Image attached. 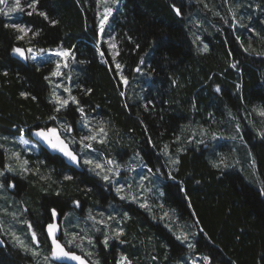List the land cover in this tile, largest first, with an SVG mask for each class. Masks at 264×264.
<instances>
[{"label":"trees","instance_id":"1","mask_svg":"<svg viewBox=\"0 0 264 264\" xmlns=\"http://www.w3.org/2000/svg\"><path fill=\"white\" fill-rule=\"evenodd\" d=\"M27 2L21 0L24 12L0 14V165L9 162L14 168V175L0 177L5 184L0 189L5 241L0 264H44L50 209L57 210L64 230L81 233L85 208L108 206L120 209L117 223L123 232L118 239L108 236L105 248L101 236L109 231L101 228L100 235L88 228L98 264H116L122 253L132 264H188L189 257L197 255L210 257L211 264H264V115L259 111L264 109V0H39L31 16ZM106 5L113 11L101 32L98 10ZM233 9L245 11L240 29L229 15ZM53 20L54 25L49 22ZM12 23L30 26L32 32L18 40L21 33L4 27ZM14 47L39 55L59 48L69 51L63 77L51 75L57 71L52 56L21 59L12 52ZM57 80L64 89L70 84L79 101L59 112L53 103ZM84 116L90 125L104 129L94 134L104 142L94 140L85 156L130 160L147 169L145 178L149 169L158 178L155 189L138 196L147 201V208L138 201L121 203L109 192L111 185L83 165L77 135L66 131L63 135L81 157L82 171L41 151L27 155L34 171L19 176L17 160L9 159L12 137L59 124L64 129L72 124L78 133ZM244 138L254 155L246 145L241 154L232 152ZM219 140L230 143L220 148L223 153L216 146ZM18 153L20 160L27 159ZM242 158L256 160L257 175L247 167L245 177L243 166L237 165ZM9 178L23 184L22 194L6 187ZM249 178L260 180L263 187ZM24 221L35 223L43 244L40 256L26 253L11 236L15 232L32 245ZM179 233H186L187 241L177 240ZM189 243L194 247L188 248Z\"/></svg>","mask_w":264,"mask_h":264},{"label":"rangeland","instance_id":"2","mask_svg":"<svg viewBox=\"0 0 264 264\" xmlns=\"http://www.w3.org/2000/svg\"><path fill=\"white\" fill-rule=\"evenodd\" d=\"M13 4V0H7V7H11ZM6 5L5 4H0V8H5ZM105 7H110V6H105ZM105 7H103L102 9H99L98 10V13H99V18H100V22H101V19H102V14L104 13V10H105ZM245 14V11H243L242 13L238 12L237 10H231V13H229L230 17L233 19L234 17V21H235V24L239 26L238 29L241 28V23H243L242 19L246 18V15ZM237 17H236V16ZM108 20V19H107ZM107 22V21H106ZM106 22L104 23V25L106 24ZM245 24V23H243ZM253 27H250L249 29H251ZM250 34V33H248ZM111 40H112V36H110ZM114 42L113 40L112 41H108V46H109V49L111 51V54L113 56V58L116 57L117 55V51H116V46L115 47H110V45H113ZM115 45V44H114ZM22 49L25 50V54L27 57H35V58H38V57H43V56H52L56 61L57 63L60 64V68H59V72L62 73V75H59V76H62L63 77V74H64V70H66L64 67V64L66 63L67 64V61H66V57L65 56H57L56 55V52L57 51H67L65 49H56V50H52V51H49V52H46V53H42L41 55L39 54H35V52L32 50V52H27V49L23 48V47H20ZM69 52V51H68ZM75 60H71V62H74ZM70 64L71 62L68 61ZM68 66V65H67ZM56 70V69H55ZM54 70V71H55ZM59 76H56V78H59ZM63 81H58L57 80V84L55 86V93L59 94L61 97L67 99L69 97V93L68 92H65L64 91V88H62L63 86ZM67 89L72 90V86L70 84H67V86L65 87ZM72 95V93H71ZM73 96V95H72ZM56 97H54L55 99ZM71 102V100H69V103ZM243 117H244V113H243ZM78 119V118H77ZM245 119V117H244ZM83 124L81 125L80 127V130L78 133H75V126L74 125H69L72 129L71 132H67L68 136L70 134H74V135H77L78 137V141H80L81 137L83 136H88V135H94V134H97L99 132V129L100 127L97 126V125H90V121H89V118L84 116L83 118ZM78 124H80L79 122H77ZM76 124V123H75ZM96 127H99V129H96ZM48 128H56L57 129V132L59 133V135L61 136L62 139H64V141L68 142L67 139H65L64 135H63V132L65 131L64 127L61 126V124H59V126L57 127H51V126H48L44 129H48ZM35 130H32L31 131V135H33ZM31 135L30 136H27L25 135L24 133L17 136V137H12V139L9 141V146H10V149L14 152H23L27 157V159H21L19 161H16L18 162L17 164V170H19V176L21 177H25L26 175H28V173H30L31 171H34L32 170V168L30 166H28V163L27 165H25V167H27L29 170L27 172H22V169L20 167L21 163L24 161V160H29L28 159V156L27 155H38L40 153V150H41V146L36 143L32 138H31ZM23 139V140H27L28 143L27 144H22L20 143V140ZM243 139V138H242ZM240 139V141L242 140ZM97 140H99V138L97 137ZM234 139H230V141H233ZM94 140H91V141H85L84 144H91L92 145V142ZM70 143V142H69ZM80 143V142H79ZM217 145H220L219 147V152H224L223 150H221L220 148H227L230 146V143L229 141L227 140H219L216 142V146ZM236 145L233 146V151L234 153H238L241 154L242 152V149L243 147L245 148L247 146L248 150L253 154V148L250 146V144L248 143V141L246 140V138H244V141H241L239 143V146L237 144H234ZM246 145V146H245ZM215 146V144H214ZM93 148V146L91 147ZM87 148L84 147V145H82L80 143V147L78 149L79 152H82L83 154V158H82V163L84 166L87 167V165L89 167L88 170L90 171H94V172H100V175L103 176L105 174L109 175L110 176V181H105L107 184H110V186H108V190L109 192L111 193H114L116 194L117 198L119 199V201L122 203L124 202H131V201H138L137 203L139 204V206H141V204H147V201L145 199H138V196H146L147 195V192L150 190V192L155 189V187H157V180L158 178L153 176L151 174V171H149L150 173H147L148 174V177H144V172H147L145 170H147L145 167H142V165H139L134 162H131L130 160H126L125 163L121 162L120 160H117L116 158H108V159H105V158H101V157H98L97 155L96 156H93V155H84V152H87ZM254 155V154H253ZM85 160H92L93 161V164L89 165V164H85L84 161ZM111 160L114 162L113 165H109L108 164V161ZM254 161V163H253ZM100 163L104 166L103 169H94L95 167V163ZM116 164H119L120 167L119 168H116L115 165ZM7 165H9V162H4L3 166L0 165V170H3ZM237 165L239 166H243L241 167L242 169H240V171L245 175V177L247 178L248 176V173H249V170L248 168L250 169V171L253 173L255 172V174L257 175V170H258V167H257V163H256V160L255 159H247L245 161H243V158L242 160H238L237 161ZM109 167H111L113 169L112 172H109L108 169ZM248 167V168H247ZM118 171L119 172V175H115L114 173ZM136 172H139V174L137 175V179L138 181L134 184L133 180L134 178L136 177ZM12 174V172H7V174ZM14 175V174H12ZM147 179V180H146ZM9 180L15 184V187L12 189H18L20 194L23 193V190H24V187H23V184L19 183L17 181V179H12V178H9ZM8 180V181H9ZM248 180V179H247ZM7 181V182H8ZM250 183L256 185L257 184V179L255 178H252V180L249 178L248 180ZM260 181V180H259ZM258 183L260 184V187H263V184L261 182ZM1 183H4V182H1ZM6 187H7V183H6ZM121 188V191L120 192H117V188ZM155 191V190H154ZM149 194V193H148ZM121 197H125L124 199H121ZM132 197H135L136 199L133 200ZM148 205V204H147ZM75 207H80V204L79 206L74 205ZM143 208V207H142ZM120 209H114L112 208L111 206H108V209L107 210H92L91 208H85L84 210V213L80 215V221H82L85 225L84 227L81 228V233H77L76 231L73 232V231H66L69 235L67 237H65L64 235V227H63V223L64 221H61V225L63 227V231H62V235H61V240L63 239L66 243H67V239H70L71 238V234L72 233H76L78 234L79 237H85V239H83L82 241V244H83V251H81V248H78V247H75L74 245H70V246H73L75 248V252L84 256L85 258L89 259L91 262L93 261H97V258L94 256V249H93V243L89 244V240H92L93 241V237H92V234H93V231L95 234H100V229L103 228L104 230H106L107 232L109 231V233L107 234V237L108 236H116L118 233H121L123 232L122 230V226H120L117 222H119L120 220V215H119V211ZM89 215L95 217L94 220L92 219H89ZM102 221V222H101ZM51 221L47 222L48 223H51ZM31 223V222H30ZM32 224V231H35L36 234H37V239L39 240V246L37 248V244L35 241H33L31 239V244H29V241L27 242L29 245H31L32 248H37V250L39 251V248L42 247V242L40 240V236H39V233L38 231L35 229V223H31ZM88 228H92L93 231H89ZM82 229H83V232L82 233ZM0 233L3 235V232L2 230L0 229ZM181 233H179L178 235H180ZM101 235V234H100ZM120 235V234H119ZM19 237L24 241V237L20 236ZM101 240L103 241L105 239V235H102L101 236ZM109 241V240H108ZM77 242H80L79 240ZM48 246V244H47ZM45 251V250H43ZM41 252V251H39ZM91 252V256L88 255V253ZM50 254V247H48V252L47 254L45 253V255H49ZM121 255H125V254H121ZM205 256H191L189 257V262L188 264H208V262L204 259ZM44 264H56L54 261L51 260V258L49 259V261L45 262L43 260ZM117 264V263H116Z\"/></svg>","mask_w":264,"mask_h":264},{"label":"snow or ice","instance_id":"3","mask_svg":"<svg viewBox=\"0 0 264 264\" xmlns=\"http://www.w3.org/2000/svg\"><path fill=\"white\" fill-rule=\"evenodd\" d=\"M38 2H39V0H28L26 7L31 9V11H28L27 15L31 16L33 14V12L37 11L36 5L38 4ZM98 2H103V3L107 4L108 0H98ZM113 2L118 3V0H113ZM0 4L6 5L5 8H0V14H3L5 16H8L12 12H16V11L24 12L25 11V7L22 6L21 0H13V4L11 7H7V0H0ZM173 10L177 16L181 15L180 9L175 7V5H173ZM112 11L113 10L111 7H105V10H104V13L102 14V19L100 22V31L101 32L103 31L104 23L107 21L108 17L112 14ZM38 15L43 17L45 20H49V17H48L46 12L39 11ZM217 15H218V13H217ZM49 22L53 25L57 23V21H54V20L49 21ZM4 27L12 28V29L16 30L17 32L21 33V35L16 37L18 40L24 39L25 35H27L29 32H32V28L30 26H24V25L19 24V23L6 24V25H4ZM37 35H39V31L33 33V36H37ZM237 39H239V37H237ZM110 47H115V45L114 44L110 45ZM137 47H139V45H137ZM203 50L207 51V45L204 46ZM245 51H247V49H245ZM12 52L14 54H18L20 57H22L24 59L29 58L25 55V50L20 48V47H14L12 49ZM27 52H29V53L32 52V49H30V48L27 49ZM56 55L57 56L62 55V56L67 57V56H69V52L68 51H63V52L57 51ZM32 59H35V57H32ZM73 59H74V57H73ZM140 63L143 64V60H141ZM64 67H67L66 63L64 64ZM119 67L120 66L117 65V68H119ZM232 67L235 68L236 65L233 64ZM59 68H60V64L57 63V71L52 72L51 75L52 76L62 75V73L59 72ZM136 71H140V69L137 68ZM4 75H7V72H5ZM44 79L48 80L49 77L46 76V77H44ZM125 83H126V81H125ZM216 90L218 92L220 91V89L218 87ZM64 91L69 93V97L67 99L61 97L59 94L55 93V91L53 92V95L56 97L55 100L53 101V103L58 105L56 107L57 112H59L61 110V108L66 107L69 104V100H71V102L73 104L79 103V101H77L76 97L71 95V92L69 89L65 88ZM88 91L90 92L91 90L89 89ZM27 95H28V93H23V92L21 93V96H27ZM121 95H123V93H121ZM32 99H36V97L33 96ZM77 110L81 114L84 113V109L82 107L78 108ZM259 111H260V115H264V109H260ZM50 119L55 120L56 117L52 116V117H50ZM65 131L71 132V127L69 126V127L65 128ZM99 133H104V129L102 127L99 129V132L97 133V135H99ZM35 135L37 137L41 138L43 141H45L53 150L59 151L65 157L69 158L71 161L78 162L77 155L69 149L68 145L65 143L64 139L61 138V136L57 132L56 128H48V129L41 128L35 132ZM97 135L83 136V137H81L79 142L82 145H84V147L91 148L92 145L90 143L84 144V142L85 141H91V140H97ZM105 135H106V133H105ZM261 135H264V133H262ZM73 142L75 143V141H73ZM98 142L103 143L104 141L101 139ZM20 143L27 144L28 141L21 139ZM0 147H3V145H0ZM165 148L167 149V146H165ZM12 158H15L17 161H19L20 160V154L18 152H12L9 159H12ZM27 163H28L27 160H24L21 163L20 167L22 169V172H27L29 170L27 167H25V165H27ZM84 163L91 165V164H93V161L92 160H85ZM174 163H179V160L178 159L175 160ZM222 163H223V160L221 161V164ZM253 163H254V161H253ZM108 164L111 166L114 164V162L109 160ZM115 167L119 168L120 165L116 164ZM214 167H220V164H214ZM103 168H104V166L97 162V163H95V167L93 170L103 169ZM13 171H14L13 166L11 164H9L3 170H0V177H5V174L7 172H13ZM108 171L112 172L113 169L111 167H109ZM149 171H151V169H149ZM114 174L118 176L119 172L116 171ZM97 175H100V172H97ZM64 179L65 180H71L72 177L71 176H65ZM102 179L105 181L111 182L110 176L107 174L103 175ZM7 186L9 188H14L15 184L9 180L7 182ZM4 187H5V184L0 183V189H3ZM116 190H117V192H120L121 188L118 187ZM261 192H262V194H264V189H261ZM59 194H60L59 192L56 193V195H59ZM124 198L125 197H121V199H124ZM132 199L135 200L136 198L132 197ZM76 205L79 206V201H76ZM141 207L147 208L148 205L146 203L141 204ZM50 214L53 218H55L58 215L57 210L55 208L50 209ZM12 215L15 216V214H12ZM125 217H127V213H125ZM88 218L92 219V220L95 219V217H93L91 215H89ZM24 223L27 225L28 229L30 230L31 239L36 242L37 248H38L40 242L37 239L36 232L31 230L32 224L29 221H24ZM0 227H3L2 222H0ZM59 231H61V229L59 228V226L55 222L48 223L46 225V232H45L46 239H50L51 248H50V254L44 256V261L47 262V261H49L50 258L56 259V260L69 259V260L78 262V264H88V262L84 258H82L81 256L76 255L74 252L66 250L65 244L62 243L61 240L57 239V233ZM5 234L7 235L8 233H5ZM119 234H121V233L117 234V237H116L117 239L119 238ZM64 235H65V237H67L69 235L66 232V230L64 231ZM11 236L14 238V242H15L16 246H18L19 248L24 250L26 253H30L33 257H37V256L41 255V253L37 250V248H32L29 245H26L25 242L19 236H17L15 232H11ZM83 239H85V237H79L78 234L72 233L71 238L67 239V244L68 245H74L75 247L81 248V251H83V244H82ZM108 239L109 238L106 236L102 242L103 246L105 248L108 247ZM176 239L180 240L181 242H185V241H187L188 236L186 233H181L180 235L176 236ZM78 240L80 242H77ZM88 242H89V244L93 243L92 240H89ZM3 243H4V241L0 240V245H2ZM187 247L193 248L194 245L189 243L187 245ZM88 255L91 256V252H89ZM153 259H155V257ZM204 259L208 262V264H211V258L210 257H205ZM92 264H98V261H93ZM117 264H132V261L129 260L126 255H120L119 260L117 261Z\"/></svg>","mask_w":264,"mask_h":264},{"label":"water","instance_id":"4","mask_svg":"<svg viewBox=\"0 0 264 264\" xmlns=\"http://www.w3.org/2000/svg\"><path fill=\"white\" fill-rule=\"evenodd\" d=\"M22 58V57H21ZM41 129V128H40ZM39 129H36L35 131H34V133H33V139L42 147V149H44L48 154H50V155H56V156H58L59 158H61L62 160H64V162L68 165V166H70V167H72V168H74V169H76V170H80V171H82L83 170V168H82V166H81V157L79 156V154L75 151V149H73L72 148V146L68 143V142H66L65 141V143L68 145V147H69V149L73 152V153H75L76 155H77V157H78V162H74V161H71L69 158H67V157H65L62 153H60L59 151H56V150H53L45 141H43L41 138H39V137H37L36 135H35V132L36 131H38ZM53 222H55L58 226H59V228L61 229V226H60V223L58 222V215L54 218V220H53ZM53 222H51V223H53ZM61 232H62V230L61 231H59L58 233H57V239H59L60 238V234H61ZM0 240H3L2 239V237H1V234H0ZM60 240V239H59ZM4 241V240H3ZM48 242H49V245H50V248H51V242H50V239H48ZM5 245V241H4V243L1 245V246H4ZM65 248H66V250H68L67 249V247L65 246ZM68 251H70V250H68ZM71 252H73V251H71ZM76 255H79V256H81L82 258H84L87 262H88V264H92V262L89 260V259H87V258H85L84 256H82V255H80V254H78V253H76V252H74ZM51 260L52 261H54V262H56V263H60V264H78V262H76V261H72V260H69V259H61V260H56V259H52L51 258Z\"/></svg>","mask_w":264,"mask_h":264},{"label":"flooded vegetation","instance_id":"5","mask_svg":"<svg viewBox=\"0 0 264 264\" xmlns=\"http://www.w3.org/2000/svg\"><path fill=\"white\" fill-rule=\"evenodd\" d=\"M44 152H45V151H44ZM40 153H41V151H40ZM40 153H39V154H40ZM53 220H54V218L52 219V222H53ZM61 235H62V234H60V236H61Z\"/></svg>","mask_w":264,"mask_h":264}]
</instances>
